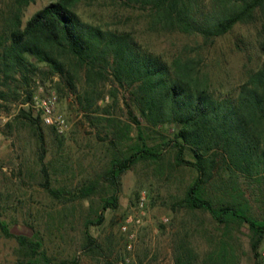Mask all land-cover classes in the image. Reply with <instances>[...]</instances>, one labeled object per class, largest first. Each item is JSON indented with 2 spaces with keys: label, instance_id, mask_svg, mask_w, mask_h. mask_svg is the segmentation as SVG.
<instances>
[{
  "label": "rangeland",
  "instance_id": "1",
  "mask_svg": "<svg viewBox=\"0 0 264 264\" xmlns=\"http://www.w3.org/2000/svg\"><path fill=\"white\" fill-rule=\"evenodd\" d=\"M50 1L54 0H35L26 6L22 24ZM9 3L0 0V19ZM110 4L109 0H97L82 5V15L125 29L141 50H152L168 59L183 54L185 47L195 50L201 44L197 82L216 98L235 94L248 72L260 63L258 19L238 24L203 45L199 37L151 30L148 11L133 7L117 11ZM36 78L30 103L0 101V220L8 224L10 232L40 236L54 261L77 257L78 264H105L106 260L113 264H174L175 244L184 238L199 258L224 247L229 264H264V238L256 257L245 223L233 221L223 226L208 212L184 205L186 190L197 171L176 162V150L168 143L176 126L151 125L130 99L131 88L119 84L111 71L95 89L83 79L78 81V92L89 90L99 95L86 110L80 106L77 93L55 88L57 77ZM52 93L65 120L62 132L43 123L34 106L36 96ZM22 109L39 118V132L21 115ZM130 110L138 123L129 115ZM143 141L158 149V157L140 158L120 175L116 205L103 212L101 223H95L101 199L112 193L108 181L101 178L104 170L114 156L127 154ZM184 154L193 159L191 151L186 149ZM44 170L59 195H52L43 186ZM84 184L95 185L86 199L76 196ZM203 191L215 203H242L249 214L264 216V179L234 171L228 163L215 164ZM86 232L99 245L95 251L85 248ZM24 258L17 241L0 230V264H16Z\"/></svg>",
  "mask_w": 264,
  "mask_h": 264
},
{
  "label": "trees",
  "instance_id": "2",
  "mask_svg": "<svg viewBox=\"0 0 264 264\" xmlns=\"http://www.w3.org/2000/svg\"><path fill=\"white\" fill-rule=\"evenodd\" d=\"M34 1L10 0L1 14L0 101L30 103L36 77L42 81L57 77L54 86L58 91L77 93L80 106L90 109L99 95L89 90L78 92V81L83 79L95 89L111 71L119 84L131 88L130 99L151 125L176 126L173 138L168 140L176 150V162L197 171L186 190L184 205L208 212L223 226L233 221L245 223L251 232V248L258 257L256 251L264 238V216L249 214L242 203H215L205 196L203 188L218 161L230 164L234 171L264 179V0H109L117 11L132 7L148 11L151 30L199 37L203 45L238 24L260 20V63L248 72L235 94L221 98L197 82L201 44L195 50L185 47L183 54L169 59L152 50H141L125 29L84 18L82 5L89 6L97 0L50 1L22 24L24 9ZM20 112L39 132V118L30 110ZM129 115L138 123L132 110ZM40 139L42 145L43 138ZM186 149L193 159L185 157ZM158 155L157 148L143 141L127 154L112 158L101 176L110 184L112 193L101 199L95 223H101L103 212L116 205L120 175L138 159ZM43 186L54 196L60 194L50 186L45 170ZM94 188V184L81 185L76 196L86 199ZM0 230L14 238L25 253V258L16 264L79 263L77 257L54 261L40 236L13 234L3 220ZM85 239L87 250L99 247L88 232ZM173 258L174 264H229L224 247L199 258L184 238L175 244ZM105 264L113 263L106 260Z\"/></svg>",
  "mask_w": 264,
  "mask_h": 264
},
{
  "label": "built area",
  "instance_id": "3",
  "mask_svg": "<svg viewBox=\"0 0 264 264\" xmlns=\"http://www.w3.org/2000/svg\"><path fill=\"white\" fill-rule=\"evenodd\" d=\"M34 106L39 112L40 119L43 123L53 125L57 131L62 132L66 125L64 117L56 109V95L50 94L46 96H36L34 98ZM144 196L139 201L143 205ZM125 227V226H124Z\"/></svg>",
  "mask_w": 264,
  "mask_h": 264
}]
</instances>
